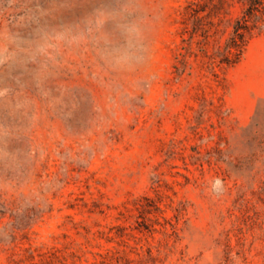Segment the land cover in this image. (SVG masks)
I'll list each match as a JSON object with an SVG mask.
<instances>
[{
	"label": "rangeland",
	"instance_id": "rangeland-1",
	"mask_svg": "<svg viewBox=\"0 0 264 264\" xmlns=\"http://www.w3.org/2000/svg\"><path fill=\"white\" fill-rule=\"evenodd\" d=\"M249 2L0 0V264H264Z\"/></svg>",
	"mask_w": 264,
	"mask_h": 264
},
{
	"label": "trees",
	"instance_id": "trees-1",
	"mask_svg": "<svg viewBox=\"0 0 264 264\" xmlns=\"http://www.w3.org/2000/svg\"><path fill=\"white\" fill-rule=\"evenodd\" d=\"M256 5H258L257 0H250L248 7L241 18L236 21L233 27L232 36L227 43V49L230 51L231 56L236 60L239 58L245 45V35L249 28V23L254 16Z\"/></svg>",
	"mask_w": 264,
	"mask_h": 264
},
{
	"label": "clouds",
	"instance_id": "clouds-1",
	"mask_svg": "<svg viewBox=\"0 0 264 264\" xmlns=\"http://www.w3.org/2000/svg\"><path fill=\"white\" fill-rule=\"evenodd\" d=\"M216 186H217V187L220 186V182H219V181L216 182Z\"/></svg>",
	"mask_w": 264,
	"mask_h": 264
}]
</instances>
